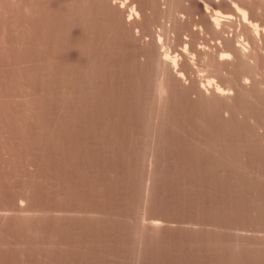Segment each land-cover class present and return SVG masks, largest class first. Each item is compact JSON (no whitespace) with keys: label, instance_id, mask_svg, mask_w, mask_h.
<instances>
[{"label":"rangeland","instance_id":"obj_1","mask_svg":"<svg viewBox=\"0 0 264 264\" xmlns=\"http://www.w3.org/2000/svg\"><path fill=\"white\" fill-rule=\"evenodd\" d=\"M106 2L0 0V264H264L255 131L178 80L162 98L153 43L184 30Z\"/></svg>","mask_w":264,"mask_h":264},{"label":"bare ground","instance_id":"obj_2","mask_svg":"<svg viewBox=\"0 0 264 264\" xmlns=\"http://www.w3.org/2000/svg\"><path fill=\"white\" fill-rule=\"evenodd\" d=\"M107 1L108 3L106 2V4L108 5V7L110 4L111 7L117 9L116 11L119 15L122 14L123 18L125 16V19H127V21L132 24L141 23L140 20L143 16L142 12L146 9L150 10V8L151 10H153L154 8L152 9V7L154 6V4L155 6L158 5L157 7L159 9L168 12L169 14H165L166 16L169 15V17L165 16L166 19L163 21V24L167 27V38L169 37V34L172 33L173 29H175L177 26L182 27L184 31L179 35L181 37H178L180 40L177 39V42L179 40L181 41V43L176 44L177 47L175 45V49L173 44V49L172 47H167L168 43L164 42L161 36L158 37L156 43L155 41L153 43L156 44V46H154L156 47V51L153 50L156 55L155 58L157 59L155 60V62H158L159 67L162 69V72L159 73V75L161 74L159 80L157 79V84H155L157 85L155 86V88L157 87L159 95L161 96L165 94L173 87V90H177L176 85H179L178 88H183L180 86L182 84L184 85V87H186L187 90H194V92L192 93L194 95L192 96L191 94L192 98H196L198 100L194 99L195 101L201 102H198L197 104H201V107L202 105H204V107L208 109H206L207 112H211L208 113H213L212 116L219 117H217V119H213L214 121L219 120L221 124H223L225 122L222 123V119L224 121L226 120L227 122L239 117L242 118L243 122L248 121L250 123L249 125L248 123H246L247 126L250 127H248L249 130L252 129L253 131H255V133H252H254L256 136L258 134V137L256 138V136L254 135V137L252 134L249 135L250 131L248 130L249 133L245 134H248L251 139L248 137V147L245 145V142L243 143L245 145V148L242 149L240 146V152L247 149L246 151L249 156V153H254L253 151H251L252 148L254 147V149L256 150L255 147H257L263 149L260 150L262 152L257 151L256 153H264V0H180L182 8L178 7L179 1L177 3V1L173 0H159L162 3L161 5L159 3H156L158 2V0L155 3V0H152L153 2L150 0V3L154 4L152 7L146 8L147 6H150L149 4H147L149 1L146 2L145 10L140 5L141 3H139L140 1L138 2V0ZM173 2L176 3L173 4ZM142 18L144 19V17ZM144 21L145 20H143V22ZM170 38L171 37H169V39ZM153 53H151L152 56L154 55ZM157 70L159 69L157 68ZM159 75L157 73V76ZM176 80H178L179 82L174 83L173 86L172 81L175 82ZM169 81L172 82V85L169 84ZM169 85L172 88H170ZM158 93L156 94L159 97ZM161 97L163 98L164 96ZM203 109V107L202 110L199 109L200 112L203 111ZM206 110H204L203 113ZM204 114L206 115V112ZM212 116L210 117L213 118ZM204 118L205 117H203L202 119ZM211 118H209L210 122ZM239 118H237L238 120L235 119V121L240 122L241 119L239 121ZM235 121H231V123L233 124L235 123ZM211 123L209 124L211 125ZM215 123L219 124L217 122ZM242 123H240L241 125L238 123L241 129H243L241 127ZM221 124H219V127H222L223 129L224 125ZM212 125H214V123ZM235 128L237 129L238 126H236ZM240 128H238V130H234L233 128L234 131L229 130L230 133L227 131L228 129H225L226 132L225 130L222 131L223 133H226V136L227 133L228 136L230 134L232 136V133L235 132L234 135L236 139V131H239L240 133ZM244 130H246V128H244ZM222 131H220V135H222ZM216 135H218V132L216 133ZM223 135L220 138H222V140L225 139V141L227 140V143H229V140L231 142L230 144H232V141L235 140H232V138H234V135L232 137L227 136L229 139L225 137V135ZM205 138L209 139V137ZM210 138L213 139L211 136ZM251 140H254L256 144ZM205 141H207V139ZM249 143H253L252 147L249 146L251 145ZM257 143L260 145V147L256 146L258 145ZM214 144L215 143H213V147L215 146ZM206 147H208V145ZM213 147H211L210 149H212ZM248 148L250 149V152L248 151ZM238 150L239 149L235 150V152L237 151L236 153L238 154V156H240L241 161L243 160L241 158V155L242 157L245 156V158H248V156H246L247 154H245L246 152L243 153V156V154H240ZM254 154H250V156H254ZM257 155H259V153ZM238 156L237 158H239ZM254 157L257 158V156ZM261 157L263 159L264 154ZM261 157L260 160L261 162H263L264 160L262 161ZM237 158H235V161L239 162L240 159L238 160ZM250 158H252V156ZM249 159L247 161H250L249 163H251V159ZM245 160H243L244 163L246 162ZM248 162H246L245 164L247 166L243 165L242 169H244V166L246 168L252 167L247 164ZM263 163H260L259 165L261 169H259L257 166L259 170L257 168L256 169L258 171L253 170L254 167L252 169L250 168V170L253 171H250L249 168L248 171H246V169L244 170L247 173L249 171L252 172V174L250 172L248 173L250 175H253V173L255 175L256 172L255 176L257 177L258 172H263L261 170H264ZM238 164L239 166L237 165V163L235 164L237 165L236 167H241L240 162ZM259 174L260 176L258 175L259 177H257L258 180L253 179L255 177H250L251 179L246 177L245 179L248 178V182L252 181L251 184H253L254 180H260L259 178L264 175V172ZM244 177L245 174L243 173V178ZM262 180H260L259 182L261 183ZM253 187L254 186L251 185L250 189L253 190ZM254 190L255 192L261 190L264 193V189L262 187L256 190L255 186ZM259 194L260 193H258V195ZM254 197L255 195L253 196V198ZM259 197L260 195L257 197L256 194V198ZM253 200L254 199H251V203L253 202ZM260 200L261 204H263L264 199H259V201ZM255 203H258V201ZM261 204L258 203V209ZM253 205L254 204H252V206ZM262 208V210H264L263 205ZM258 209L256 208L254 210H256L258 213L259 210L261 211V209ZM260 211L258 214L262 215L260 214L262 213ZM260 218H264V215Z\"/></svg>","mask_w":264,"mask_h":264}]
</instances>
